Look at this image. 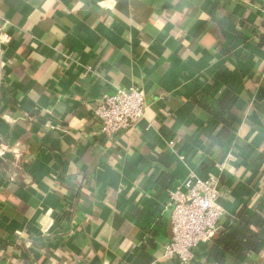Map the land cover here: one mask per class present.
<instances>
[{"label": "crops", "instance_id": "1", "mask_svg": "<svg viewBox=\"0 0 264 264\" xmlns=\"http://www.w3.org/2000/svg\"><path fill=\"white\" fill-rule=\"evenodd\" d=\"M263 29L264 0H0V264H152L192 172L220 176L221 227L264 215ZM117 87L146 112L110 139ZM214 246L197 264H264V236Z\"/></svg>", "mask_w": 264, "mask_h": 264}, {"label": "built area", "instance_id": "2", "mask_svg": "<svg viewBox=\"0 0 264 264\" xmlns=\"http://www.w3.org/2000/svg\"><path fill=\"white\" fill-rule=\"evenodd\" d=\"M264 34V29L261 32ZM9 33L0 34V42L10 43ZM94 116L103 136L113 139L133 131L145 117L146 97L139 87H117L96 102ZM174 142L169 143L172 152ZM174 153V152H173ZM1 156L6 153L0 149ZM184 160V157H181ZM222 172L225 165L219 166ZM219 175L201 177L192 172L169 195L173 208L172 238L163 253L152 264L178 260L179 264H197L198 253L213 243L224 213L219 205L221 197Z\"/></svg>", "mask_w": 264, "mask_h": 264}, {"label": "trees", "instance_id": "3", "mask_svg": "<svg viewBox=\"0 0 264 264\" xmlns=\"http://www.w3.org/2000/svg\"><path fill=\"white\" fill-rule=\"evenodd\" d=\"M264 236V215L257 214L254 217L245 218L237 224L236 230L231 232L219 227L213 240L215 244L212 249V256L218 257L217 250L224 248L231 252L236 258L243 259L249 250H255ZM179 264L178 260L173 261Z\"/></svg>", "mask_w": 264, "mask_h": 264}]
</instances>
